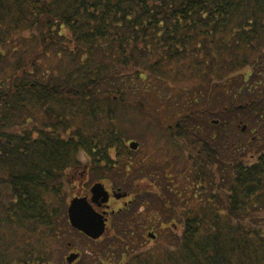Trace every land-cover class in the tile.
Segmentation results:
<instances>
[{
	"label": "trees",
	"instance_id": "obj_1",
	"mask_svg": "<svg viewBox=\"0 0 264 264\" xmlns=\"http://www.w3.org/2000/svg\"><path fill=\"white\" fill-rule=\"evenodd\" d=\"M26 36L29 40L21 48ZM49 46L58 58L67 57L58 67L64 70L45 71L25 62L36 47H44L49 55ZM188 58L193 60L184 69L190 71L189 81L200 80L199 91L190 93L193 97L201 95L207 80L208 93L230 96L211 113L213 119L227 121L229 112L242 104L237 110L258 111L251 125H259V130H251L257 141L244 142L246 151L240 153L242 146L235 140L226 144L219 134L202 137L199 127L189 125L193 113L179 122V128L170 129L179 157L195 166L193 159L197 160L188 186L168 193L170 204L164 207L167 223L176 220L184 228L179 249L171 254L172 264L179 255L184 260L178 264H264V218L257 219L264 213V0H0V235L6 224L1 221L5 185L12 192L8 209L17 220L28 215L39 231L59 238V221L64 229L71 228L65 212L70 196L62 193L66 172L83 165L81 156L85 168L91 162L101 171V182L109 179L118 187L115 169L128 166L122 163L128 162L121 159L123 154L117 162L107 157L111 148L126 147L114 128L92 134L80 129L66 141L53 129L54 135L33 141L16 134V129L28 132L25 115L53 103L77 118L82 101L97 106L92 114L91 105H84L88 118L97 114L112 119L117 106L126 111L130 105L143 107L145 114L141 102L123 101L126 91H135L130 85L138 81L157 88L156 71L163 76L162 66H178ZM181 75L186 76L177 74ZM177 78L168 82L173 85ZM106 137L110 142L101 149ZM42 261L36 257L20 264ZM149 262L136 256L129 264Z\"/></svg>",
	"mask_w": 264,
	"mask_h": 264
},
{
	"label": "rangeland",
	"instance_id": "obj_2",
	"mask_svg": "<svg viewBox=\"0 0 264 264\" xmlns=\"http://www.w3.org/2000/svg\"><path fill=\"white\" fill-rule=\"evenodd\" d=\"M28 40L29 36H26L21 48H24ZM67 48L73 50V46H67ZM48 49L49 55L44 52V47H36L33 50V55L24 56L25 62L29 66L43 67L45 71L52 67L54 69L50 72H57L56 69L64 62L63 59L67 60V57L64 55L62 58H58L55 50H52L50 46ZM250 56L252 57V53ZM190 57L194 59L193 55ZM191 58H188L186 62L177 63L178 66L170 67L168 64L162 66L160 69L163 76L156 71L159 78L155 81L157 88L148 89L138 81H134L135 83L130 85L135 90L133 92L138 89H141L142 92L139 95H133L132 91H126L123 101L131 103L139 101L147 108L148 113L145 111L143 114V107L141 110L130 105L125 111L117 106L115 117L112 119L109 117L100 119L99 115L96 117L97 114L88 118L85 115L84 105L86 103L91 105L89 111H92V114H94L93 111H98L97 106L94 102L92 104V102L82 101L78 102L83 105V109L82 112L80 110L81 114L76 115L77 118H71L74 116L69 113V110L58 108L53 103L37 107L32 113L25 115L28 132L16 129V134L29 135L33 141H37L43 134L54 135L53 129H57L60 136L66 141L68 134L80 131V129L85 128L92 134L101 130L111 132L114 128L117 137L121 135L123 142L125 141L126 147L118 146L120 151L111 148L107 151V157L117 162L118 155L123 154L121 159L128 160V162H122L123 164L127 163L128 166L115 169V174L118 175L116 181L121 186L118 187L117 184L116 187L121 188L122 192L132 193L133 202L127 212L113 216L111 224L107 226V231L99 242L80 236L77 231L71 228L64 229L63 220L58 224L59 238H55L49 237V234L44 230L39 231V228L28 220V215L24 221L17 220L15 214L8 209L12 204V192L7 189L8 185H5L7 188L1 192V221H6L4 227L1 228L0 235L1 264H20V262L36 257L43 259L42 264H67L66 259L73 253L81 256L78 264H129V261L136 256L144 257L147 261H151L150 264H172V261L174 262L171 254L178 251L184 228L182 224L176 225V220L167 223L169 219L164 216V207L166 202L170 204L171 195L168 196V193L183 191L188 186V175L197 166V160L193 159L195 166L185 157H179L180 151L174 147V132L170 129L179 128V122L188 114L193 113L189 125L199 127L198 132L200 135L202 134V137L212 139L219 134L226 144L235 140L242 146L240 153L246 151L243 146L244 142L257 141L251 130L254 128L259 130V125L255 123L253 126L251 125L252 119L258 111L237 110L242 104L237 105L235 112H229L227 121L218 117L213 119L211 113L215 112L216 107L217 111L220 110L219 103L226 104L225 101L228 102L230 96L226 98L222 94L218 95V91H213V94L208 93L209 87L206 84L210 81L207 80L200 89L201 95L197 94L196 98L193 97L190 93L199 91L197 86L200 85V80L190 82V71H184L192 65ZM64 69L65 66H61V69L58 70ZM226 70L228 71V65ZM181 72L186 76H177ZM170 77L175 79L178 77L175 84L169 83L171 82ZM223 91L228 92L227 89H223L221 92ZM111 107L113 105L110 104ZM19 116L24 115L18 113L17 117ZM29 118L33 122L27 124L26 120ZM99 119L100 125L97 127L96 121ZM213 121L216 126H213ZM69 126H73V130H68ZM10 133H12L11 130L6 131V134ZM88 139L92 143L95 138L93 139V135H91ZM110 139L106 137L102 141L101 149L104 148L102 146L108 145ZM216 141L221 142L218 138ZM132 142L138 143V149H130ZM256 146L257 144L254 147ZM128 148L130 150L126 151ZM80 160L82 166L73 167L66 172L65 188L62 190L64 195L67 192L70 196L66 204V215L70 203L75 197H84V194L89 193L91 188L102 180L100 178L101 171L94 169L96 166L89 162L88 168H85L86 160L82 156ZM119 169L121 170L118 171ZM108 180H105L106 184L112 185L113 183L115 185L114 182ZM216 181L219 182L218 179ZM221 187L220 183V189ZM171 198L173 201L174 198ZM55 199L57 200V198ZM54 205L58 207L57 203ZM93 207L99 212L97 206ZM260 217L263 219L264 213H261L257 219ZM59 219H63V217L61 216ZM252 221L255 220L252 219ZM182 257L183 255H179L174 264H178V260L179 263L183 261Z\"/></svg>",
	"mask_w": 264,
	"mask_h": 264
},
{
	"label": "water",
	"instance_id": "obj_3",
	"mask_svg": "<svg viewBox=\"0 0 264 264\" xmlns=\"http://www.w3.org/2000/svg\"><path fill=\"white\" fill-rule=\"evenodd\" d=\"M130 146L133 150L138 149L137 143H131ZM90 192V201L87 197H76L72 200L68 208V218L73 229L89 239L97 241L104 236L107 230V219L105 215L97 212L93 206L106 204L109 200V194L102 184H95ZM78 258L79 255L72 254L67 258V263L73 264Z\"/></svg>",
	"mask_w": 264,
	"mask_h": 264
},
{
	"label": "flooded vegetation",
	"instance_id": "obj_4",
	"mask_svg": "<svg viewBox=\"0 0 264 264\" xmlns=\"http://www.w3.org/2000/svg\"><path fill=\"white\" fill-rule=\"evenodd\" d=\"M103 184L109 194V200L106 204L97 205V210L105 215L107 218V225H110L113 216H116L117 214L120 215L129 210V207L133 202V196L132 193L122 192L123 190L116 187L114 184L108 185L105 182Z\"/></svg>",
	"mask_w": 264,
	"mask_h": 264
}]
</instances>
